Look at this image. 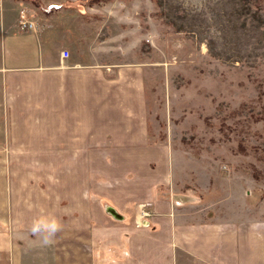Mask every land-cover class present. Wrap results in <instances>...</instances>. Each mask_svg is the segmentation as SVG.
<instances>
[{
  "label": "crops",
  "instance_id": "0c3cea01",
  "mask_svg": "<svg viewBox=\"0 0 264 264\" xmlns=\"http://www.w3.org/2000/svg\"><path fill=\"white\" fill-rule=\"evenodd\" d=\"M14 5L0 8V264H264L263 212L206 217L175 188L143 68L73 59L70 29H20ZM42 217L61 224L47 245Z\"/></svg>",
  "mask_w": 264,
  "mask_h": 264
},
{
  "label": "rangeland",
  "instance_id": "374dc122",
  "mask_svg": "<svg viewBox=\"0 0 264 264\" xmlns=\"http://www.w3.org/2000/svg\"><path fill=\"white\" fill-rule=\"evenodd\" d=\"M13 2L17 24L70 29L73 59L143 68L150 139L191 206L264 213V0Z\"/></svg>",
  "mask_w": 264,
  "mask_h": 264
},
{
  "label": "clouds",
  "instance_id": "9594fccd",
  "mask_svg": "<svg viewBox=\"0 0 264 264\" xmlns=\"http://www.w3.org/2000/svg\"><path fill=\"white\" fill-rule=\"evenodd\" d=\"M31 231L34 235L41 236L42 243L47 245L61 231V224L55 217H42L34 221Z\"/></svg>",
  "mask_w": 264,
  "mask_h": 264
},
{
  "label": "built area",
  "instance_id": "2783aa9c",
  "mask_svg": "<svg viewBox=\"0 0 264 264\" xmlns=\"http://www.w3.org/2000/svg\"><path fill=\"white\" fill-rule=\"evenodd\" d=\"M25 14H21L20 16V20H19V23H18V26L20 27V29H24L26 27H32L33 26V22L32 21H29L27 19H25ZM62 52V56L64 58H67L69 56V52L67 51V49H64V50H61ZM142 215H148V212L145 211V210H142Z\"/></svg>",
  "mask_w": 264,
  "mask_h": 264
}]
</instances>
